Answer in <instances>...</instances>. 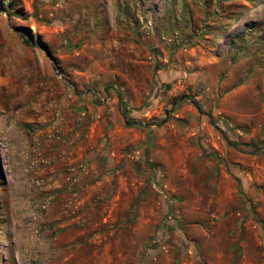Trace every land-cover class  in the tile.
I'll return each mask as SVG.
<instances>
[{"label":"rangeland","instance_id":"rangeland-1","mask_svg":"<svg viewBox=\"0 0 264 264\" xmlns=\"http://www.w3.org/2000/svg\"><path fill=\"white\" fill-rule=\"evenodd\" d=\"M0 264H264V0H0Z\"/></svg>","mask_w":264,"mask_h":264},{"label":"trees","instance_id":"trees-1","mask_svg":"<svg viewBox=\"0 0 264 264\" xmlns=\"http://www.w3.org/2000/svg\"><path fill=\"white\" fill-rule=\"evenodd\" d=\"M191 102L199 110V107L196 105V103L194 101H191Z\"/></svg>","mask_w":264,"mask_h":264}]
</instances>
